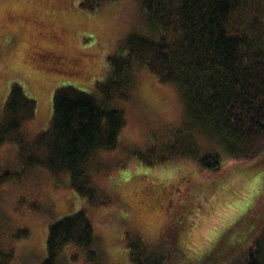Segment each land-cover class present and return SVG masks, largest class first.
<instances>
[{"label": "trees", "instance_id": "obj_1", "mask_svg": "<svg viewBox=\"0 0 264 264\" xmlns=\"http://www.w3.org/2000/svg\"><path fill=\"white\" fill-rule=\"evenodd\" d=\"M121 1L81 0L78 6L93 11L118 6ZM135 2L136 20L121 34L112 53L101 56L104 63L87 57L71 42V31L85 23L65 21L66 0H8L0 6V41L11 32L19 45L10 59L13 65L9 62L10 73L0 71V84L4 83L0 89L4 144L0 147L14 151L13 141L20 139L19 125L33 118L38 104L37 93L28 94L19 78H14L19 74L14 66L32 70L36 91L50 93L51 109L38 129V139L48 145L49 184L59 192L55 198L47 196L50 202L46 199L42 212L44 224L41 233L35 234L46 235V256L38 261L37 253L28 264H69L76 257L69 261L61 255L66 241L80 246L88 264L102 263V257L92 250L98 234L89 209L111 201L98 177L106 166L104 155L120 144L127 124L126 103L142 74L178 93L183 116L163 131H152L145 144L132 149L131 162L137 167L169 166L194 158L201 170L217 174L224 167L220 162L223 150L230 158L240 159L264 147V0ZM94 23L95 29L109 26ZM118 26L114 30H120ZM207 141L210 145L201 151ZM97 150L103 151L102 158L96 156ZM146 188L154 190L152 194L159 191L144 182L135 188L132 199L137 218L151 220L152 213L159 215V206L169 199L163 198L162 189L158 203L152 194L145 195ZM125 189L129 194V188ZM20 235H31L30 227L17 229L16 238ZM119 256L121 264H128L121 252ZM128 258L131 264H172L169 254L158 252ZM10 259L11 252H0V264H9ZM228 264H264V231L241 257Z\"/></svg>", "mask_w": 264, "mask_h": 264}, {"label": "rangeland", "instance_id": "obj_2", "mask_svg": "<svg viewBox=\"0 0 264 264\" xmlns=\"http://www.w3.org/2000/svg\"><path fill=\"white\" fill-rule=\"evenodd\" d=\"M80 1L66 0L69 8L62 11L66 22L86 24L75 26L70 40L82 53L88 54L87 57L104 63L106 59L101 56L112 53L121 34L136 20V2L122 0L118 6L84 11L78 6ZM261 19L264 25V12ZM94 22L108 24L113 31L107 29L109 26L95 29L92 27ZM115 24L120 30H114ZM18 47L14 33L8 32L0 41L1 73H10L9 62L13 65L10 59L16 56ZM14 67L19 69L14 78H19L17 80L28 94L34 96L37 93V109L28 124L38 130L49 116L50 93L36 91L38 87H34L30 77L32 70ZM3 86L1 83L0 89ZM181 107L180 97L171 86L157 83L149 75L139 76L131 99L126 103L127 124L121 132L120 144L104 155L106 166L101 167L98 177L100 186L107 189H104L105 196L111 201L107 206L89 209L98 234L94 235L92 250L102 257L101 264H121L120 252L124 261L131 264L128 255H147L148 251L169 254L172 264H228L241 257L264 231V147L240 159L230 158V154L223 150L220 162L224 167L217 174L201 170L194 158L182 159L169 166L137 167L131 162L132 149L145 144L152 131H163L168 124L180 121L183 116ZM209 143L207 141L200 150H205ZM4 150L8 153L7 149ZM126 163V167L118 169L119 165ZM144 182L159 191L163 189V198L167 196L169 199L164 204L162 201L159 215L155 217L156 212L152 213L151 220L145 216L137 218L135 197L132 199L135 188ZM114 186L119 189L115 190ZM124 187L129 188V194ZM57 192L49 184L47 196L55 198ZM153 192L146 188L145 195ZM157 194H152V198L156 197L159 203L161 195ZM43 220L41 213L28 225L31 235L17 237L24 245L20 257L23 264L27 259L26 264L33 261L37 253H40L38 261L46 256V235H35L41 233ZM85 264L88 263L85 261Z\"/></svg>", "mask_w": 264, "mask_h": 264}, {"label": "clouds", "instance_id": "obj_3", "mask_svg": "<svg viewBox=\"0 0 264 264\" xmlns=\"http://www.w3.org/2000/svg\"><path fill=\"white\" fill-rule=\"evenodd\" d=\"M17 132L20 139L13 141V152L0 147V252H11L9 264H23L20 257L24 245L15 231L28 226L45 210L50 183L49 148L38 139L40 131L22 122ZM3 144L4 138L0 137ZM96 156L102 158L103 151L97 150ZM4 172L9 175L5 177ZM60 252L69 261L76 257L72 264H85L80 246L74 241H66Z\"/></svg>", "mask_w": 264, "mask_h": 264}, {"label": "flooded vegetation", "instance_id": "obj_4", "mask_svg": "<svg viewBox=\"0 0 264 264\" xmlns=\"http://www.w3.org/2000/svg\"><path fill=\"white\" fill-rule=\"evenodd\" d=\"M8 2V0H0V6H2L3 4H5V3H7ZM26 11V10H25ZM21 13L22 12H24V10L23 11H20ZM13 15V14H12ZM10 17H13V16H10Z\"/></svg>", "mask_w": 264, "mask_h": 264}]
</instances>
